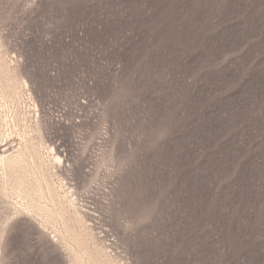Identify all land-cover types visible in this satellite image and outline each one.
Returning a JSON list of instances; mask_svg holds the SVG:
<instances>
[{
    "label": "rangeland",
    "instance_id": "1",
    "mask_svg": "<svg viewBox=\"0 0 264 264\" xmlns=\"http://www.w3.org/2000/svg\"><path fill=\"white\" fill-rule=\"evenodd\" d=\"M1 117L0 264H264V0H0Z\"/></svg>",
    "mask_w": 264,
    "mask_h": 264
},
{
    "label": "bare ground",
    "instance_id": "2",
    "mask_svg": "<svg viewBox=\"0 0 264 264\" xmlns=\"http://www.w3.org/2000/svg\"><path fill=\"white\" fill-rule=\"evenodd\" d=\"M24 80V79H23ZM25 84L27 83V81H24ZM22 88V87H21ZM23 89V88H22ZM29 92V91H28ZM30 93V92H29ZM30 96V95H29ZM30 98V97H29ZM33 99V98H32ZM34 102V100H33ZM29 107V106H28ZM37 110V105H36V109ZM9 120H7L4 117L0 118V127L4 128L7 127ZM37 122V121H36ZM13 124V122H12ZM14 125V124H13ZM37 125V124H36ZM38 126V125H37ZM15 128V127H14ZM39 129V128H38ZM36 132V131H35ZM38 135H39V143L38 146H42V148L44 147V149L46 150V152L48 153V156H50L49 154L52 153V156H50V160L53 161L54 163V167L52 166V169H54V174L53 176L57 178V180H59L60 182V191L62 188H64L63 183L65 180H63V177H61L60 174H58L57 170H56V165L57 164H62V158L60 157V155L57 153L56 148L50 144H46L43 141L42 138V134L40 132V130H38ZM7 137V136H6ZM9 138V137H8ZM24 139V138H23ZM31 140H27L23 146V148L21 147H17L16 150H12L9 153H2L0 154V160L5 163V161L8 162L9 166H14L17 163H20V161L22 160L23 156H26V154H28V156H30L31 158H33L34 155H31L30 151L31 148L33 149V142H32V138H30ZM3 143V142H2ZM47 143V142H46ZM18 145V144H17ZM35 145V144H34ZM13 147V146H12ZM62 150V149H61ZM6 150H4L5 152ZM16 151V152H15ZM43 158V157H42ZM44 159V158H43ZM42 160V159H41ZM39 161V160H38ZM34 162V161H33ZM49 164V163H48ZM47 165V164H46ZM63 165V164H62ZM34 167H37L36 170L40 171V174H43V170L41 166H37L36 164L33 165ZM51 166V165H49ZM45 175V174H44ZM46 177V176H45ZM48 178V177H46ZM67 183V182H66ZM69 184V183H68ZM47 188V193L49 194L50 198H52V201L57 202L58 205L63 206V201L61 200L62 196L57 193V191L55 189H53L54 187H52L49 183H47L46 185ZM71 187V186H70ZM63 193L65 194V190H62ZM67 195V193L65 194V196ZM63 196V197H65ZM65 199V198H64ZM17 205V202L14 203ZM19 205V204H18ZM68 205L69 206H73L72 205V200H68ZM20 206V205H19ZM20 209V208H19ZM75 218L77 220V222L79 224H81V226L83 228H85L84 223L85 220L83 219V216H81V214L75 210L74 212ZM85 230H87L85 228ZM66 233L68 234L69 238L75 242L76 247L78 250H75L73 248H70V251L73 252L75 254V262L76 264H82L81 261L79 260L81 257L79 256L81 255H86L87 258V263L88 264H129V262L125 261L122 257L120 258V256L117 255H111V252L107 251V247H102L99 244H97L94 241H89L88 239L91 240L92 236L88 233V231L86 232V237L85 236H81L77 233H74V231L72 229H70L68 226L66 227ZM95 239V238H94ZM93 240V239H92ZM80 253V254H77Z\"/></svg>",
    "mask_w": 264,
    "mask_h": 264
},
{
    "label": "built area",
    "instance_id": "3",
    "mask_svg": "<svg viewBox=\"0 0 264 264\" xmlns=\"http://www.w3.org/2000/svg\"><path fill=\"white\" fill-rule=\"evenodd\" d=\"M64 153V150L61 152V154H63ZM112 241V240H111Z\"/></svg>",
    "mask_w": 264,
    "mask_h": 264
}]
</instances>
